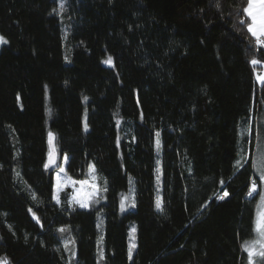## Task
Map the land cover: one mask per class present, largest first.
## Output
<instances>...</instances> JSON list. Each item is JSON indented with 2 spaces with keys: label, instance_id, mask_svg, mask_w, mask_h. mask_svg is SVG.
Returning <instances> with one entry per match:
<instances>
[{
  "label": "trees",
  "instance_id": "trees-1",
  "mask_svg": "<svg viewBox=\"0 0 264 264\" xmlns=\"http://www.w3.org/2000/svg\"><path fill=\"white\" fill-rule=\"evenodd\" d=\"M244 6L0 0V257L249 264L242 243L257 198L248 195L252 152L264 147V48L240 23ZM50 132L57 160L45 168ZM63 156L74 179L94 165L105 203L77 207L68 189L54 200ZM128 191L134 207L119 214Z\"/></svg>",
  "mask_w": 264,
  "mask_h": 264
},
{
  "label": "snow or ice",
  "instance_id": "snow-or-ice-1",
  "mask_svg": "<svg viewBox=\"0 0 264 264\" xmlns=\"http://www.w3.org/2000/svg\"><path fill=\"white\" fill-rule=\"evenodd\" d=\"M217 7H220L219 2H217ZM61 8H63V4H61ZM242 13L244 16H246L247 19H242L240 21L241 24H244L247 28V32L250 34V36L253 38L254 46H257L258 48H264V0H246V6L243 7ZM0 42H5L4 37L0 36ZM104 63L111 64L112 58L108 57L104 60ZM250 63L252 65H258L261 64L262 61L260 59H257L253 57L250 60ZM257 80L261 83H264V72L258 73L256 76ZM86 99V98H85ZM159 133H157V136ZM53 142V134L49 133V144L52 145ZM55 147H50L49 151V159L48 163L45 164V167L47 168L49 164L55 163ZM262 159H264V155H262ZM65 160H67V156H65ZM239 163V161L237 162ZM61 172H64V169H60ZM89 171L92 173V183H89L88 180H72L71 177H66L63 181L61 180L60 175H57L56 178V196L54 197L57 200V203H59V192L63 190L64 187L71 185L79 184L81 187L76 190V192L72 196V203L79 204L82 208L89 207V203L95 199L97 194L101 191H106L107 189H101L98 188L96 185V177H95V167L94 165L89 166ZM261 174L259 176V180L261 182H264V168H261ZM256 181L255 179L252 180L251 186L249 188L248 195H252L256 192ZM225 196L228 195L227 192L224 193ZM261 195V201L264 202V192L260 193ZM223 199V197H220ZM124 205V200H121V207ZM161 206V200L159 197H157V207L159 208ZM255 225V232L257 233V239L253 241H246L244 244V247L246 251L248 252V258H249V264H254L253 257L254 256H260L264 258V208H261L257 212L256 219L254 221ZM67 230L66 227H62L59 229L60 232H65ZM74 243V241H73ZM134 245H129V257L131 258V253ZM0 264H9V261L6 257H0Z\"/></svg>",
  "mask_w": 264,
  "mask_h": 264
},
{
  "label": "rangeland",
  "instance_id": "rangeland-1",
  "mask_svg": "<svg viewBox=\"0 0 264 264\" xmlns=\"http://www.w3.org/2000/svg\"><path fill=\"white\" fill-rule=\"evenodd\" d=\"M2 36V35H0ZM5 40V38H4ZM2 42H0L1 44ZM262 72H264V69L262 70ZM83 125L86 126V122L85 120L83 119ZM262 155H264V147L261 145H255L254 146V149H253V152H252V170H253V174H254V177H255V180H256V185H257V188H256V194H257V198H256V203H255V207H254V219H253V234H252V237L245 240L243 243H242V249L244 251H246L245 247H244V244L246 241H253V240H256L258 237H257V233L255 232L254 228H255V225H254V221L256 219V216H257V212L261 209V208H264V202L261 201V195L260 193L261 192H264V182H261L259 180V176L261 174V168H264V159H262ZM65 165H66V160H65V156H63L58 162H57V165L54 167V170H53V198L56 196V178H57V175L59 174L60 177H61V180L63 181L66 177H71L67 172H66V169H65ZM63 168L64 169V172H61L60 169ZM96 177V185L97 187L99 188V185H98V177L95 175ZM72 180H76V181H80V180H88L89 183H92V173L88 172V176L86 178H81V179H74L71 177ZM81 186L79 184H76V185H71L69 184L68 186L64 187V189H68L70 191V198H69V201L71 202L72 201V196L73 194L76 192L77 189H79ZM62 191V190H61ZM60 191V192H61ZM60 192H59V199H60ZM254 194V193H253ZM133 193L132 191H128V192H123L121 195H120V198H119V202H118V212L119 214H122L123 212H125L126 210L128 209H131L134 207V200H133ZM124 200V205L123 207H121V200ZM55 201H57L55 198H54ZM106 202V196L105 194L101 191L97 194V196L95 197V199L93 201H91L89 203V207L87 208H98L99 206H101L103 203ZM75 206L77 207H80L79 204H74ZM99 233L101 232L100 231V228L98 229ZM134 231H135V226L133 224L130 225L129 227V231H128V245H127V252H128V256H129V245L130 244H133L135 246V241H134V237H133V234H134ZM65 244H68V241H64ZM98 243L100 244V239H98ZM134 250V247L132 249V252ZM247 252V251H246ZM132 254V253H131ZM248 254V252H247ZM253 260H254V264H264V258L260 257V256H254L253 257Z\"/></svg>",
  "mask_w": 264,
  "mask_h": 264
},
{
  "label": "water",
  "instance_id": "water-1",
  "mask_svg": "<svg viewBox=\"0 0 264 264\" xmlns=\"http://www.w3.org/2000/svg\"><path fill=\"white\" fill-rule=\"evenodd\" d=\"M48 145H49V151H50V147H55L54 146V139H53V142H52V145L50 146L49 144V136H48ZM56 150V149H55ZM49 154V153H48ZM56 157H57V151L55 153V162H56ZM48 159H49V155H47V160H46V163H48ZM55 164V163H54ZM54 164H49V166L47 168H50L51 166H53ZM46 168V167H45Z\"/></svg>",
  "mask_w": 264,
  "mask_h": 264
},
{
  "label": "bare ground",
  "instance_id": "bare-ground-1",
  "mask_svg": "<svg viewBox=\"0 0 264 264\" xmlns=\"http://www.w3.org/2000/svg\"><path fill=\"white\" fill-rule=\"evenodd\" d=\"M56 160H57V157H56Z\"/></svg>",
  "mask_w": 264,
  "mask_h": 264
}]
</instances>
